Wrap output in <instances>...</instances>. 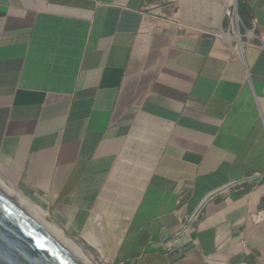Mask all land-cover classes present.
I'll use <instances>...</instances> for the list:
<instances>
[{"label": "crops", "instance_id": "0c3cea01", "mask_svg": "<svg viewBox=\"0 0 264 264\" xmlns=\"http://www.w3.org/2000/svg\"><path fill=\"white\" fill-rule=\"evenodd\" d=\"M228 1L0 0V158L116 264H264V0L242 37Z\"/></svg>", "mask_w": 264, "mask_h": 264}, {"label": "water", "instance_id": "95a60500", "mask_svg": "<svg viewBox=\"0 0 264 264\" xmlns=\"http://www.w3.org/2000/svg\"><path fill=\"white\" fill-rule=\"evenodd\" d=\"M0 264H116L0 158Z\"/></svg>", "mask_w": 264, "mask_h": 264}, {"label": "built area", "instance_id": "2783aa9c", "mask_svg": "<svg viewBox=\"0 0 264 264\" xmlns=\"http://www.w3.org/2000/svg\"><path fill=\"white\" fill-rule=\"evenodd\" d=\"M227 16H228V18L231 19V26L235 30L236 29V23H237V12L232 10V6L228 8ZM170 23L172 25H174L175 27H182L183 26L178 20L170 21ZM171 248L172 247L170 246V249Z\"/></svg>", "mask_w": 264, "mask_h": 264}, {"label": "clouds", "instance_id": "9594fccd", "mask_svg": "<svg viewBox=\"0 0 264 264\" xmlns=\"http://www.w3.org/2000/svg\"><path fill=\"white\" fill-rule=\"evenodd\" d=\"M231 6H232V10L237 12V23H236V29H235V32L237 31L238 36H239V37H242V36H241V22H240L239 8H238V0H237L236 4H234V5H229V7H231ZM229 7H228V8H229ZM249 32H250V31H249Z\"/></svg>", "mask_w": 264, "mask_h": 264}, {"label": "bare ground", "instance_id": "6f19581e", "mask_svg": "<svg viewBox=\"0 0 264 264\" xmlns=\"http://www.w3.org/2000/svg\"><path fill=\"white\" fill-rule=\"evenodd\" d=\"M236 2H237V0H235V4H236ZM228 4H229V5H234V4H232V3H229V1H228Z\"/></svg>", "mask_w": 264, "mask_h": 264}, {"label": "rangeland", "instance_id": "374dc122", "mask_svg": "<svg viewBox=\"0 0 264 264\" xmlns=\"http://www.w3.org/2000/svg\"><path fill=\"white\" fill-rule=\"evenodd\" d=\"M232 4H235V0H234V1H232Z\"/></svg>", "mask_w": 264, "mask_h": 264}]
</instances>
